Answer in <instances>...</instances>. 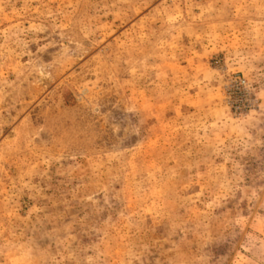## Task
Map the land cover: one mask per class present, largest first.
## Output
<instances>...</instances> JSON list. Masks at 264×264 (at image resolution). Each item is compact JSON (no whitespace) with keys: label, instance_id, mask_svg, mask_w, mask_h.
Returning a JSON list of instances; mask_svg holds the SVG:
<instances>
[{"label":"rangeland","instance_id":"rangeland-1","mask_svg":"<svg viewBox=\"0 0 264 264\" xmlns=\"http://www.w3.org/2000/svg\"><path fill=\"white\" fill-rule=\"evenodd\" d=\"M0 264H264V0H0Z\"/></svg>","mask_w":264,"mask_h":264}]
</instances>
